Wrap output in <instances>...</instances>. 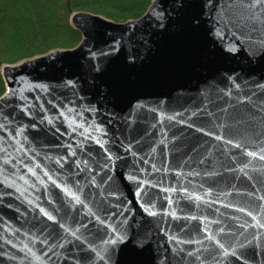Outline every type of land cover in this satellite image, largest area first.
<instances>
[{"label":"water","instance_id":"obj_1","mask_svg":"<svg viewBox=\"0 0 264 264\" xmlns=\"http://www.w3.org/2000/svg\"><path fill=\"white\" fill-rule=\"evenodd\" d=\"M69 22L1 69L0 264H264V0Z\"/></svg>","mask_w":264,"mask_h":264},{"label":"trees","instance_id":"obj_2","mask_svg":"<svg viewBox=\"0 0 264 264\" xmlns=\"http://www.w3.org/2000/svg\"><path fill=\"white\" fill-rule=\"evenodd\" d=\"M154 0H0V72L81 41L72 14L87 12L115 23L137 20ZM5 85L0 74V97Z\"/></svg>","mask_w":264,"mask_h":264},{"label":"snow or ice","instance_id":"obj_3","mask_svg":"<svg viewBox=\"0 0 264 264\" xmlns=\"http://www.w3.org/2000/svg\"><path fill=\"white\" fill-rule=\"evenodd\" d=\"M256 2H261V0H256ZM97 143H99V141H97Z\"/></svg>","mask_w":264,"mask_h":264},{"label":"rangeland","instance_id":"obj_4","mask_svg":"<svg viewBox=\"0 0 264 264\" xmlns=\"http://www.w3.org/2000/svg\"><path fill=\"white\" fill-rule=\"evenodd\" d=\"M10 66H12V65H10ZM2 69V68H1ZM0 74H1V72H0Z\"/></svg>","mask_w":264,"mask_h":264}]
</instances>
